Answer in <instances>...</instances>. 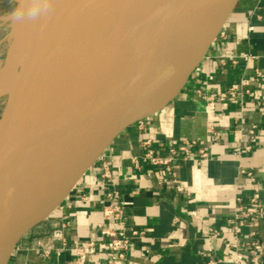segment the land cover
<instances>
[{"label": "crops", "instance_id": "1", "mask_svg": "<svg viewBox=\"0 0 264 264\" xmlns=\"http://www.w3.org/2000/svg\"><path fill=\"white\" fill-rule=\"evenodd\" d=\"M234 83L254 95L237 104L218 100ZM146 139L159 155L196 140L210 159L198 160V144L189 157L178 151L168 164L139 159L136 165L132 159L142 155ZM112 185L127 201V233L143 231L131 239L130 264H226L220 260L225 253L246 252L254 241L264 264V217L250 222L236 241L227 223L237 199L247 203L253 188L260 190L264 207V0H239L181 93L123 131L52 216L23 237L8 264H77L73 243L107 239L97 225L104 222ZM57 229L64 241L54 237ZM108 257L101 249L86 264H107Z\"/></svg>", "mask_w": 264, "mask_h": 264}, {"label": "water", "instance_id": "2", "mask_svg": "<svg viewBox=\"0 0 264 264\" xmlns=\"http://www.w3.org/2000/svg\"><path fill=\"white\" fill-rule=\"evenodd\" d=\"M238 2L120 0L75 71L55 83L82 5L66 33L57 28L45 46L42 0H18L12 44L18 80L13 104L0 114V264H8L23 237L52 216L123 131L181 93Z\"/></svg>", "mask_w": 264, "mask_h": 264}, {"label": "built area", "instance_id": "3", "mask_svg": "<svg viewBox=\"0 0 264 264\" xmlns=\"http://www.w3.org/2000/svg\"><path fill=\"white\" fill-rule=\"evenodd\" d=\"M246 57V55H243ZM260 72L257 71V75L260 76ZM199 95L207 98L208 95L202 93L198 90ZM246 95L253 96L254 93L249 89L243 90L241 84L234 83L230 85L225 92H222L218 96V100L226 101L231 104L243 103ZM214 137L216 138V132L214 128H211ZM250 132H253L251 130ZM200 144L198 148V160H208L210 159V154L207 148L203 145L202 142L196 140H187L184 143L180 144L178 147L169 148V154L159 155L156 153L155 149L152 146L151 140H147L143 143V153L138 157H134L132 161L138 165L139 159L152 163L154 165L168 164L177 154L178 151L185 153L186 157H189L193 154V149L196 145ZM235 150L238 152L239 147H236ZM251 180H254V174L251 169L243 170ZM177 190H182L183 187L177 183ZM108 202L104 206V222L99 223L97 228L102 233L106 235L107 239L102 243H98L94 240H84L73 243L72 249L76 254L77 264H86L91 256L96 254L101 249H105L109 252V257L107 258V264H130L129 254L131 251V239L134 237H140L143 235V231L132 230L130 234L127 233L125 227L123 226V218L126 214V205L127 201L122 195L120 189L117 185H112L107 192ZM264 217V207L262 203V198L260 190L258 188H253L252 194L248 198L247 203H243L241 198L237 199L235 205V213L233 216L227 219L232 230V240H238L242 235L244 228L252 221L261 219ZM119 224V228H114L111 224ZM54 237L57 240L64 241L63 234L60 230L54 231ZM260 244L258 241H254L251 244V247L246 252H240L236 250H229L225 253L220 260L226 264H241L242 261L249 262L251 264H261V254L258 251ZM226 247L231 248V242L226 241Z\"/></svg>", "mask_w": 264, "mask_h": 264}, {"label": "bare ground", "instance_id": "4", "mask_svg": "<svg viewBox=\"0 0 264 264\" xmlns=\"http://www.w3.org/2000/svg\"><path fill=\"white\" fill-rule=\"evenodd\" d=\"M119 2L120 0H42L44 27L47 29L45 46L49 44L57 28L61 33H66L78 6L82 5L81 15L69 30L59 54L60 71L55 78V83L62 81L75 71L89 39L103 21L112 14ZM13 19V12L6 17H0V29L7 34L2 44L4 62L0 67V114L13 104L18 80L19 68L12 49ZM29 28L30 21L27 17L22 22L25 36L28 35Z\"/></svg>", "mask_w": 264, "mask_h": 264}, {"label": "rangeland", "instance_id": "5", "mask_svg": "<svg viewBox=\"0 0 264 264\" xmlns=\"http://www.w3.org/2000/svg\"><path fill=\"white\" fill-rule=\"evenodd\" d=\"M18 0H0V17H6L10 15L16 9ZM7 34L0 29V67L4 62V52L2 50V44Z\"/></svg>", "mask_w": 264, "mask_h": 264}, {"label": "clouds", "instance_id": "6", "mask_svg": "<svg viewBox=\"0 0 264 264\" xmlns=\"http://www.w3.org/2000/svg\"><path fill=\"white\" fill-rule=\"evenodd\" d=\"M20 18H21L20 16L17 17V19H20Z\"/></svg>", "mask_w": 264, "mask_h": 264}]
</instances>
